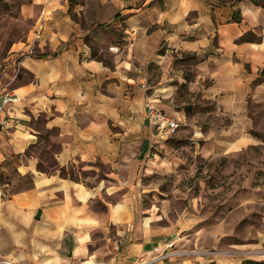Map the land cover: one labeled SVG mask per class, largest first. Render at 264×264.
Segmentation results:
<instances>
[{"label":"crops","instance_id":"crops-1","mask_svg":"<svg viewBox=\"0 0 264 264\" xmlns=\"http://www.w3.org/2000/svg\"><path fill=\"white\" fill-rule=\"evenodd\" d=\"M33 4L39 14L29 42L36 30L40 38L32 53L30 44L9 52V64H18L31 78L12 76L0 83V103L7 94L18 98L0 112V174L5 180L11 173L18 180L31 177L32 187L0 198V258L15 264H137L165 243V232L143 217L138 169L164 144L162 133L171 131L149 120V105L165 110L134 66L190 50L191 29L199 47L198 42L205 43L204 28L235 25L230 29L236 38L260 29V41L232 50L237 64L251 69L245 75L239 66L230 68L238 75L234 80H251L264 67V20L258 19L264 9L249 2V15L243 17L250 24L244 19L229 24L236 4L216 8L205 0ZM89 4L93 12L88 13ZM104 9L113 10L111 17L122 15L121 48L102 41L104 28L93 25ZM193 13L196 18L189 23ZM86 15L93 20L88 25ZM104 50L106 61L99 57ZM3 182L1 188L9 186ZM250 251L236 250L240 256L231 260L242 264Z\"/></svg>","mask_w":264,"mask_h":264},{"label":"rangeland","instance_id":"rangeland-1","mask_svg":"<svg viewBox=\"0 0 264 264\" xmlns=\"http://www.w3.org/2000/svg\"><path fill=\"white\" fill-rule=\"evenodd\" d=\"M224 1L205 0V4L230 8ZM249 2L234 5L241 12V24L243 19L250 24V18L243 17L249 15ZM87 8L93 12L91 4ZM102 13L94 16L93 25L112 19L113 10ZM38 14L33 0H0L1 85L12 76L31 78L18 64H9V52L30 44ZM195 15H189V23ZM85 17L84 25L93 21L90 15ZM231 26L236 28L217 24L204 28L205 43L198 42L199 47L191 29L190 50H174L159 62L134 66L177 124L172 132L162 133L164 144L157 145L138 169L143 217L165 232V243L174 242L172 258L150 264H234L233 255L240 256L236 250H254L246 260L264 261V67L251 80H234L238 75L230 68L239 66L245 75L251 69L237 64L240 60L232 50L247 42L232 37ZM124 29L120 17L104 28L101 39L121 48ZM259 33L255 28L248 38L260 41ZM164 52L165 47L159 50ZM104 56H109L107 50L99 56L106 61ZM7 179L3 197L26 187L13 173Z\"/></svg>","mask_w":264,"mask_h":264},{"label":"built area","instance_id":"built-area-1","mask_svg":"<svg viewBox=\"0 0 264 264\" xmlns=\"http://www.w3.org/2000/svg\"><path fill=\"white\" fill-rule=\"evenodd\" d=\"M41 30H36L34 32V37L30 42V52L32 53L35 43L40 38ZM18 101V98L16 96L12 95H5L2 103H0V112H3L4 107L9 103H15ZM147 114L148 118L152 123L161 124L166 126L171 132L177 128L176 122L169 119V117L159 108L149 105L147 108ZM2 161V157L0 155V164ZM3 197V191L0 185V198ZM174 242H166L164 244H158L155 245V247L152 250L153 255L149 259H142L141 264H150L156 260H166L169 258H172L175 255V252L173 251ZM0 264H15L11 261H0Z\"/></svg>","mask_w":264,"mask_h":264},{"label":"trees","instance_id":"trees-1","mask_svg":"<svg viewBox=\"0 0 264 264\" xmlns=\"http://www.w3.org/2000/svg\"><path fill=\"white\" fill-rule=\"evenodd\" d=\"M239 1H242V0H225L224 1V5H229V6H234L237 2ZM251 3H253L255 6H258L262 9H264V0H249ZM120 18V14L117 13L115 14L111 21L108 22V23H103V24H99L98 27L100 28H107V27H110L112 25V22L118 20ZM240 18H241V14H240V10L237 9L234 11L233 15H232V19L231 21L233 23H239L240 22ZM249 32L244 34L240 39L241 41L243 42H250L252 40H250L248 37H249ZM255 41H258V40H255ZM31 56H34L36 58H43V57H46L47 54H31ZM95 55H93L94 57ZM187 79V78H186ZM5 180L4 176H2V174H0V184ZM21 182L22 181H25V184H26V187H21L20 189H30L32 187V179L31 177H24L23 179L20 180ZM242 264H264V261L263 262H260V261H253V260H245L242 262Z\"/></svg>","mask_w":264,"mask_h":264},{"label":"water","instance_id":"water-1","mask_svg":"<svg viewBox=\"0 0 264 264\" xmlns=\"http://www.w3.org/2000/svg\"><path fill=\"white\" fill-rule=\"evenodd\" d=\"M40 217V212H38V214L36 215V218L38 219Z\"/></svg>","mask_w":264,"mask_h":264}]
</instances>
